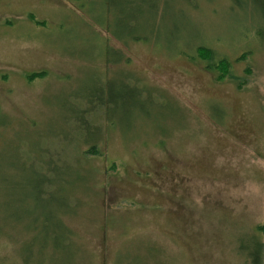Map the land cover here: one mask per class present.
I'll use <instances>...</instances> for the list:
<instances>
[{
	"label": "rangeland",
	"instance_id": "rangeland-1",
	"mask_svg": "<svg viewBox=\"0 0 264 264\" xmlns=\"http://www.w3.org/2000/svg\"><path fill=\"white\" fill-rule=\"evenodd\" d=\"M263 224L264 0H0V264H250Z\"/></svg>",
	"mask_w": 264,
	"mask_h": 264
},
{
	"label": "trees",
	"instance_id": "trees-1",
	"mask_svg": "<svg viewBox=\"0 0 264 264\" xmlns=\"http://www.w3.org/2000/svg\"><path fill=\"white\" fill-rule=\"evenodd\" d=\"M135 39V36H134ZM143 38L140 36L139 38H136L134 41L136 42H140L142 41ZM198 49H205L207 50V55H208V59H210V63L208 65V68L212 69L214 66L218 67L221 66V70L225 71L226 68L229 67L228 61L226 58L222 57V58H218L217 61H215L214 59H216V54L214 51H212L210 48H207L205 46H199L197 48ZM127 84V82H126ZM130 91V92H129ZM155 95L153 93H151L150 91H143L141 89V87L138 86H134V85H130V89L128 90L127 94H126V99L121 98L125 103H128L129 106L131 107V105H135V104H139V106H141L142 104H140L141 102H145L146 99L147 100H151L154 101L155 100ZM85 100H87L86 102L87 104V108L83 109V113L87 114V119L82 120L80 119V122L78 123V120L76 118H74L76 121V126L80 127L81 129H83L84 131H86L90 124L88 122V115H89V111L93 110V109H98V108H94L95 107H100V106H108L109 102H104V101H100V100H88L87 98H85ZM167 103V102H166ZM145 103H144V108L142 109V113L145 111ZM92 107V108H91ZM89 109V110H88ZM80 128H78L80 130ZM96 131V130H95ZM97 133V132H96ZM96 133L94 134V132H90V134L86 135V140L88 142L91 143L90 148L91 150H89V152H86L87 154H92L93 152L95 154L98 155V152H96L94 150V148L96 147L94 142L96 141ZM47 152V150H46ZM59 156L60 154L55 152L54 153V158L55 160H59ZM42 163H41V168H42V175L40 177H45L44 182L40 184L39 186V192L40 193H44L46 192V189L44 187L45 183H48L49 185H51L54 189V193H57L59 191H63L62 188H60V185L62 182L66 183V180H71L74 181L75 179H77L78 181L75 183V185L72 187V189L74 188L75 190L71 191L73 193L69 196L68 199V204L67 206H69L70 208H73L76 206V204L78 203V198L76 197V192L77 189L79 188V185L81 182L85 183V181L87 180V175L86 173L81 174V167H76L75 165H65V170L64 172H62L63 167H57L51 164V162L45 160V159H41ZM81 174V175H80ZM51 175H55L56 178L52 179L51 177L47 176H51ZM75 182V181H74ZM73 182V183H74ZM72 183V185H73ZM31 186H33V184L31 183ZM71 189V190H72ZM56 201H58V198L56 197ZM62 200V197L59 198V201ZM56 206H64L63 203L58 202L56 204ZM58 215H54L52 217L49 218V220L44 218V225H48L49 223H46L45 221H51V222H55L53 224L55 225H60L62 220L57 218ZM59 221V222H58ZM264 235V224L263 225H258L256 228V232L255 234H252V244H247L246 247L244 248V258L246 259V263H250V264H263V256H264V244L262 242L261 236Z\"/></svg>",
	"mask_w": 264,
	"mask_h": 264
}]
</instances>
